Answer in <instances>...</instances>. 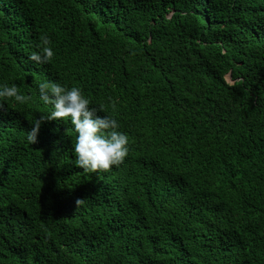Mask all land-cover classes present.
<instances>
[{"label":"trees","instance_id":"16d2710c","mask_svg":"<svg viewBox=\"0 0 264 264\" xmlns=\"http://www.w3.org/2000/svg\"><path fill=\"white\" fill-rule=\"evenodd\" d=\"M41 82L119 121V167L74 164L70 117L27 141ZM5 84L0 264H264V0H0Z\"/></svg>","mask_w":264,"mask_h":264},{"label":"clouds","instance_id":"9594fccd","mask_svg":"<svg viewBox=\"0 0 264 264\" xmlns=\"http://www.w3.org/2000/svg\"><path fill=\"white\" fill-rule=\"evenodd\" d=\"M47 35L40 37L37 45L39 51H33L28 59L36 64L50 63L54 52ZM39 99L52 106L48 114L36 118L27 132V141L37 143L38 132L42 123L71 118V124L76 132L74 144L75 165L84 173L109 171L113 166L119 167L128 154V136L119 131V121L110 115H99L102 108L90 106V101L82 95L79 87H65L56 82H41L38 84ZM0 97L14 98L20 104L32 100L30 95L20 94L15 84H5L0 87ZM113 107L115 105L113 104ZM3 102H0V112H6ZM84 199L75 201L76 208L82 205Z\"/></svg>","mask_w":264,"mask_h":264},{"label":"water","instance_id":"95a60500","mask_svg":"<svg viewBox=\"0 0 264 264\" xmlns=\"http://www.w3.org/2000/svg\"><path fill=\"white\" fill-rule=\"evenodd\" d=\"M230 77V75H228V78Z\"/></svg>","mask_w":264,"mask_h":264}]
</instances>
